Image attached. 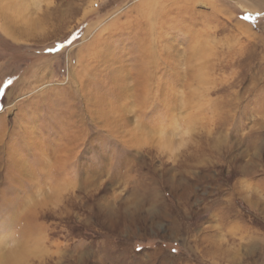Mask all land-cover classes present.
I'll return each mask as SVG.
<instances>
[{
  "label": "rangeland",
  "instance_id": "374dc122",
  "mask_svg": "<svg viewBox=\"0 0 264 264\" xmlns=\"http://www.w3.org/2000/svg\"><path fill=\"white\" fill-rule=\"evenodd\" d=\"M0 264H264V0H0Z\"/></svg>",
  "mask_w": 264,
  "mask_h": 264
},
{
  "label": "bare ground",
  "instance_id": "6f19581e",
  "mask_svg": "<svg viewBox=\"0 0 264 264\" xmlns=\"http://www.w3.org/2000/svg\"><path fill=\"white\" fill-rule=\"evenodd\" d=\"M6 18H4V26L5 27H3L2 26V28H3V31L5 32V33H7L8 35H10V36H12L14 39H20L21 37H20V35H17V34H15L16 32H14L13 30H11V29H9V28H7L8 27V23H10L9 22V20L10 19H8L9 18V16H5ZM11 23H14V24H16L15 22H12L11 21ZM30 31L28 30L27 32H26V30L24 31V34H28ZM8 227H9V225H6L5 226V229H8ZM7 239H9V238H7Z\"/></svg>",
  "mask_w": 264,
  "mask_h": 264
}]
</instances>
